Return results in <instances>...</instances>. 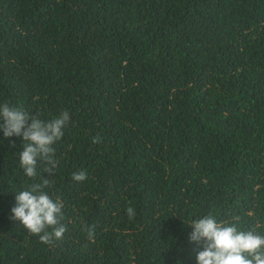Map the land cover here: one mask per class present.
<instances>
[{
	"label": "trees",
	"instance_id": "obj_1",
	"mask_svg": "<svg viewBox=\"0 0 264 264\" xmlns=\"http://www.w3.org/2000/svg\"><path fill=\"white\" fill-rule=\"evenodd\" d=\"M0 102L70 116L36 181L0 132V264H196L209 213L264 234V0H0ZM43 178L51 244L10 219Z\"/></svg>",
	"mask_w": 264,
	"mask_h": 264
},
{
	"label": "clouds",
	"instance_id": "obj_2",
	"mask_svg": "<svg viewBox=\"0 0 264 264\" xmlns=\"http://www.w3.org/2000/svg\"><path fill=\"white\" fill-rule=\"evenodd\" d=\"M69 119L66 110L50 120H42L23 106L0 102V132L5 138L18 136L25 142L19 153V163L24 174L33 181L39 175L40 161L46 163L45 171L50 174L55 172L57 161L53 145L64 136ZM100 139L99 136L93 137L92 142L99 143ZM12 144L14 146L15 142ZM72 178L82 182L87 179V173L74 172ZM49 185L50 179L43 178L17 192L10 216L44 244L62 239L67 230L62 223L63 202L59 197L53 199L45 191ZM126 213L129 218L136 214L131 206ZM239 221V216L232 217L231 221L218 220L211 213L192 219L187 225L192 227L189 240L198 246L194 250L196 264H264V234L256 231L259 225L243 230L238 226ZM85 231L88 240L94 242L95 226L86 227Z\"/></svg>",
	"mask_w": 264,
	"mask_h": 264
}]
</instances>
